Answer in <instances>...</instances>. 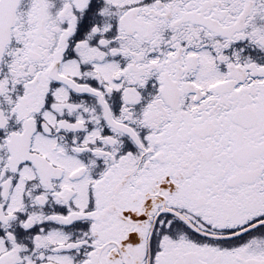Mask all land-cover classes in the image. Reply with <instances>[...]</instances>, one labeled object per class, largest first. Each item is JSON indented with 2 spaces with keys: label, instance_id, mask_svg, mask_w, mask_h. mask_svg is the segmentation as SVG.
<instances>
[{
  "label": "snow or ice",
  "instance_id": "6c2138e0",
  "mask_svg": "<svg viewBox=\"0 0 264 264\" xmlns=\"http://www.w3.org/2000/svg\"><path fill=\"white\" fill-rule=\"evenodd\" d=\"M0 264H264V0H0Z\"/></svg>",
  "mask_w": 264,
  "mask_h": 264
}]
</instances>
